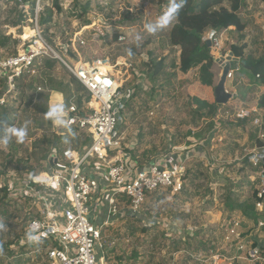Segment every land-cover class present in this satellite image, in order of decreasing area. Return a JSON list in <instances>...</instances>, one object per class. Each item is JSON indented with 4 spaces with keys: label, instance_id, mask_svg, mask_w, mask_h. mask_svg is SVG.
Masks as SVG:
<instances>
[{
    "label": "rangeland",
    "instance_id": "1",
    "mask_svg": "<svg viewBox=\"0 0 264 264\" xmlns=\"http://www.w3.org/2000/svg\"><path fill=\"white\" fill-rule=\"evenodd\" d=\"M84 1L59 0L61 10L53 12L44 36L70 62L79 58L89 63L100 62L104 69L119 71L124 80L129 77L124 88L132 85L134 92L125 102V109L120 110L124 114L119 128L124 137L123 151L141 164L168 153L185 156L186 171L180 192H151L139 215L120 216L103 228V250L112 264H264L261 251L259 258L248 254L254 244L264 242V211L255 209L260 213L256 222L225 205L228 189L235 201L251 197L256 189L263 190L260 179L264 163L259 166L260 160L253 156L262 151L256 140L264 143V137L253 119L255 114L260 116L264 112L257 106L264 87L254 86L255 82L236 71L233 79L225 83L226 90L234 96L219 104L213 115L201 118L193 111L196 105L191 97L215 102L213 89L221 66L215 63L214 85L205 86L198 79L197 67L187 72L178 69L179 47L168 40L172 26L155 35L146 33L144 25L155 21L162 14V3L168 5L169 0H146L153 11L150 17H145L138 0L136 10L129 11L126 3L117 16L90 4L84 13ZM51 4L52 0H42L41 6L44 10ZM16 6L11 0H0V32L7 37L0 53L5 57L21 51L23 41L28 42L24 35L32 31L29 15ZM19 13L22 19L13 25ZM240 17L245 23L241 32L234 27L218 32L220 45L213 49L214 59L226 58L230 45L242 43L246 44V55H264V0H244ZM105 18V23L111 25V36L98 38L90 29L80 36L84 44L78 43V36L74 35L81 25L92 20L101 25L100 19ZM118 24L126 34L122 42L115 35ZM137 35L141 37L139 42ZM149 58L164 59V67L155 79L146 75ZM50 60V66L36 60L24 71L15 81L16 90L10 93L9 102L0 110V136L10 127L27 129L22 143L12 137L7 146L0 145V264H49L46 241L40 238L39 242H30L27 238L28 221L35 216L41 201L25 195L22 185L33 174L46 171L43 154L49 156L53 150L61 154L64 147L81 146L80 132L67 129L58 134L54 122L45 119L57 96L67 104L72 96L77 101L86 93L58 59ZM3 78L0 69V94L6 88ZM248 82L250 87L245 86ZM38 86L44 90L37 91ZM124 88L120 90L124 92ZM241 110L253 115L239 117ZM212 121L215 128L207 137L188 135V131L197 133ZM235 221L239 226L231 234Z\"/></svg>",
    "mask_w": 264,
    "mask_h": 264
},
{
    "label": "built area",
    "instance_id": "2",
    "mask_svg": "<svg viewBox=\"0 0 264 264\" xmlns=\"http://www.w3.org/2000/svg\"><path fill=\"white\" fill-rule=\"evenodd\" d=\"M124 1L84 2L90 6L96 5L102 12L112 11L113 16H117L118 10L126 3L129 6L125 8L129 11L136 10L137 0ZM11 2L22 12H27L33 33L26 40L27 44L23 41L21 51L6 57L0 53V69L4 72L6 86L0 94V110L9 102L10 93L16 90L15 81L20 75L33 66L36 60L46 58L58 59L88 93V98L83 97L81 105H78L75 96L64 104L67 113L64 128L80 132L86 142L79 148L64 147L61 154L53 150L47 160L45 178L37 180L35 175L22 185L25 195L41 201L35 216L28 221L29 232L33 224L39 225L32 234L46 241L45 254L49 264H112L103 250V228L112 223L113 217L126 211L130 216L139 215L151 192H180L186 171L185 156L174 158V153H168L141 164L123 151L121 144L124 137L119 128L124 122V114L120 110L125 109V102L134 92L132 85L131 88H124V81L129 77L124 80L119 71L104 69L100 62L89 63L80 58L70 62L51 46L38 24L39 15L43 11L42 0H34L33 6L31 0ZM137 4L145 17H150L153 11L149 8V2L138 0ZM166 7L162 3L160 11L163 12ZM100 21L101 25L92 20L90 24H83L75 31L74 36H78L79 44H84L80 36L90 29L98 38L112 35L111 25L105 23L107 19ZM121 27L118 24L114 29L119 30L115 35L117 41L122 42L126 40V34ZM204 38L209 40L212 52L219 47L217 31L208 29ZM71 47L76 50L73 43ZM236 71H239L238 65L232 64L226 74V81L232 80ZM121 88H124V92ZM43 90V86L37 87V91ZM250 113L241 110L238 116L247 117ZM261 122V116L254 117L255 125L260 127ZM260 135L264 137V132ZM261 149L260 153L253 156L254 159L264 160V146ZM260 181L263 190L258 191V196L264 192V168ZM263 202L256 201L255 209L264 211ZM238 226L239 222L235 221L230 227V233H235ZM239 248L243 246L240 244ZM248 254L259 258V246L249 249Z\"/></svg>",
    "mask_w": 264,
    "mask_h": 264
},
{
    "label": "trees",
    "instance_id": "3",
    "mask_svg": "<svg viewBox=\"0 0 264 264\" xmlns=\"http://www.w3.org/2000/svg\"><path fill=\"white\" fill-rule=\"evenodd\" d=\"M84 3L83 12L85 13L89 3ZM243 6L244 0H184L183 7L180 9L177 20L172 25L168 35L169 43L172 46L179 47L178 69L182 72H187L191 68L197 67L198 79L200 83L212 87L216 76L213 70L216 62L212 54L211 47L207 45V39L204 38V33L208 29H213L219 32L230 27H234V29L238 32H241L245 28V23L240 17ZM60 10L61 6L59 4V0H52L51 6L45 7L41 12L38 24L42 27L43 34L46 33V25L52 21L53 12ZM21 19V13H19L18 19L12 22V24L17 25ZM6 39L7 37L0 32V46H5ZM245 47V43L240 45H230V51L238 58V62H233V65H238V72L245 75L250 81L259 85H264V55L258 57L252 56L251 54L246 55L244 52ZM43 62V64L50 66L53 60L43 59ZM147 65L148 70L146 75H148L150 79H155L164 67V59L160 58L156 60L154 58H149ZM72 80L77 82L73 76ZM79 86L81 89H84L80 84ZM85 92L86 93L83 95L77 97L78 105H81L83 97L86 99L88 98V93L86 90ZM191 99L192 103L196 105V108H193V111L201 118L213 115L219 106V104L215 102L209 103L194 96H192ZM257 106L264 109V92L258 98ZM239 121L242 122L244 119H239ZM214 128L215 125L212 121L208 126L203 127L202 130L197 133L192 132L193 134H191L190 131L187 133L188 135H193L194 138L203 139L207 137V134H209L211 130H214ZM258 129L264 132V115ZM55 142L56 141L53 143ZM85 142L86 139H81L79 144L82 145ZM256 143L259 148L264 146V143L259 140V138L256 140ZM55 146L57 147V144H55ZM42 159L47 160L48 154H43ZM258 163L259 166H263V162L261 160L258 161ZM35 175L36 174H33L32 176ZM231 193V189H228V194L225 199L226 207L231 210H238L243 216L257 222V217L260 213L255 210V203L258 200H264V192L258 196V190L256 189L253 191L251 197L242 201H235L232 199ZM254 245L259 246V249L264 257L263 243L257 242Z\"/></svg>",
    "mask_w": 264,
    "mask_h": 264
},
{
    "label": "clouds",
    "instance_id": "4",
    "mask_svg": "<svg viewBox=\"0 0 264 264\" xmlns=\"http://www.w3.org/2000/svg\"><path fill=\"white\" fill-rule=\"evenodd\" d=\"M184 0H169L166 9L162 14L153 22L146 23L144 30L149 35H155L166 28H169L174 24L179 15L180 9L183 7ZM141 37L136 36V41L139 42ZM128 54L131 55V50H128ZM67 115L65 111V105L62 99L58 98L56 103L49 106L48 111L45 113V119L52 120L58 126H66L64 117ZM27 135V129L25 127H10L2 136H0V145L7 146L12 137L16 138L17 143H22L25 136ZM37 180H43V177H37ZM39 227L37 224L31 226L30 232L27 234L28 240L39 242V236L33 235L32 233Z\"/></svg>",
    "mask_w": 264,
    "mask_h": 264
},
{
    "label": "water",
    "instance_id": "5",
    "mask_svg": "<svg viewBox=\"0 0 264 264\" xmlns=\"http://www.w3.org/2000/svg\"><path fill=\"white\" fill-rule=\"evenodd\" d=\"M207 45L210 46L209 40H207ZM233 59H235V57L233 56L231 51L228 52V55L225 59H223V57L215 58V62L219 63V65L221 66V75L213 89L214 101L217 104H225L233 96V94L225 89L226 74L232 65ZM55 131L58 134L64 133V126L56 125Z\"/></svg>",
    "mask_w": 264,
    "mask_h": 264
},
{
    "label": "crops",
    "instance_id": "6",
    "mask_svg": "<svg viewBox=\"0 0 264 264\" xmlns=\"http://www.w3.org/2000/svg\"><path fill=\"white\" fill-rule=\"evenodd\" d=\"M230 28H231V27H230ZM14 31H15V29H14ZM233 56H234V55H233ZM234 57H235V56H234ZM235 60H237V62H238V58H237V57H235ZM232 63H233V61H232ZM238 73H239V72H238ZM239 74H241V73H239ZM241 75H242V74H241ZM242 76H244V75H242ZM246 78H247V77H246ZM239 80L241 81V78H240ZM253 84H254V86H259L260 88L264 87V85H262V84H260V85H259V84H256V83H253ZM249 85H250V82H248V84H245L246 87H250ZM205 86H206V85H205ZM225 87H226V86H225ZM233 96H234V94H233ZM240 97L243 98V97H244V94H241ZM235 98L237 99V101L240 100L238 97H235ZM259 109H261L262 111H264V109H262V108H259ZM246 111H247V110H246ZM251 113H253V112H251ZM251 113H250V114H251ZM261 113H262V114H261L260 116H261V119H263L264 112H261ZM251 115H253V114H251ZM256 115H257V114H255L254 116H256ZM251 117H252V116H251ZM54 125H55V128H56V124H55V123H54ZM66 130H67V128H64V133H66ZM69 130H70V129H69ZM64 133H63V134H64ZM81 139H85V138L82 137ZM53 146H55V144H53ZM198 150L200 151V150H202V149L198 146ZM126 153H129V152H126ZM129 155H130L131 158H134L133 155H131V154H129ZM166 155H167V154H166ZM173 155H174V158H175V157L178 158L179 156L182 158V157L184 156V154L179 153V152H178L177 154L174 153ZM49 157H50V155L48 156V158H49ZM162 157H163V156H162ZM47 160H48V159H47ZM40 173H41V172H40ZM102 212L105 214L104 209H102ZM124 212H125V211H124ZM120 216L123 217V216H130V215H128V214H127V211H126L124 214L121 213V215H119L118 217H120ZM118 217H113L112 222H113L116 218H118ZM262 243H264V242H262ZM106 255H107V254H106ZM107 257H108V259L110 260L109 255H107ZM110 261H111V260H110Z\"/></svg>",
    "mask_w": 264,
    "mask_h": 264
},
{
    "label": "bare ground",
    "instance_id": "7",
    "mask_svg": "<svg viewBox=\"0 0 264 264\" xmlns=\"http://www.w3.org/2000/svg\"><path fill=\"white\" fill-rule=\"evenodd\" d=\"M32 31L31 32H28L27 34H25L24 35V38L26 39V38H30L31 36H32ZM27 40V39H26ZM57 99L59 98V96H57L56 97ZM57 99H55L53 102H57ZM37 177H43V178H45V173L44 172H41L40 174H38L37 176H36V178Z\"/></svg>",
    "mask_w": 264,
    "mask_h": 264
}]
</instances>
